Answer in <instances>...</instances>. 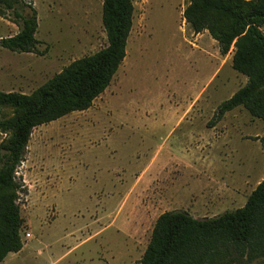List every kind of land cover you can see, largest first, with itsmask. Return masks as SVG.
<instances>
[{
    "label": "rangeland",
    "instance_id": "rangeland-1",
    "mask_svg": "<svg viewBox=\"0 0 264 264\" xmlns=\"http://www.w3.org/2000/svg\"><path fill=\"white\" fill-rule=\"evenodd\" d=\"M187 3L132 0L126 55L109 86L87 110L32 131L15 176L25 189L17 200L22 247L1 264H139L156 218L165 207L187 212L190 191L204 181L167 161V148L187 147L183 154H194L192 139L208 146L203 159L193 155L186 162L211 165L212 179L238 186V196L219 215L241 208L264 179L262 121L239 107L209 126L217 106L246 77L231 68L233 49L221 56L206 31L192 32L182 18ZM101 5L33 0L35 39L46 52L0 48V91L28 95L73 61L104 48ZM9 17H0V38L19 30ZM12 112L1 108L0 118ZM4 137L0 133V141ZM155 157L149 171L156 176L154 196L144 187L146 192L136 188L132 194L134 178ZM165 179L181 186L183 202L165 205Z\"/></svg>",
    "mask_w": 264,
    "mask_h": 264
},
{
    "label": "trees",
    "instance_id": "trees-1",
    "mask_svg": "<svg viewBox=\"0 0 264 264\" xmlns=\"http://www.w3.org/2000/svg\"><path fill=\"white\" fill-rule=\"evenodd\" d=\"M33 0H0V17L19 30L0 38V48L14 53L44 55L35 39ZM132 0H102L101 24L106 46L73 61L30 94L0 91V263L18 252L21 217L17 179L32 131L72 112L87 110L109 86L126 55L132 26ZM182 18L194 34L207 32L221 56L233 49L231 68L245 84L221 102L210 121L242 107L264 123V0H188ZM264 147V136L258 139ZM264 263V179L236 210L213 218L195 219L185 211L160 214L139 264H260Z\"/></svg>",
    "mask_w": 264,
    "mask_h": 264
},
{
    "label": "crops",
    "instance_id": "crops-1",
    "mask_svg": "<svg viewBox=\"0 0 264 264\" xmlns=\"http://www.w3.org/2000/svg\"><path fill=\"white\" fill-rule=\"evenodd\" d=\"M182 119V118H181ZM179 119V120H181ZM170 134V131L165 137H168ZM191 144L189 146H194V149L192 152H195L194 154H183V152H189V150L186 148H181L178 151L173 148H167L166 150V157L167 161L172 164L173 162H178L179 167L183 170H189L191 171L192 178L198 176L199 178H204V181L199 182L197 185H199L198 190H196V193L193 191L191 192L192 196V202L189 205L188 208H186L187 213L192 216L195 219H202V218H211L219 215L220 211H223L222 209L226 205V202H231L234 196H238V186L231 182L228 184L227 182H224L222 178H215L212 179L213 176H210L214 170L216 169L211 165H206V163L203 165L201 164H192L187 163L186 161L189 160V158L193 155H199L203 159V148L205 146H208L207 143L201 144L199 140L192 139ZM204 146V147H203ZM161 146H159L157 149H160ZM191 152V153H192ZM156 154V152H155ZM159 154V153H158ZM189 157V158H188ZM156 160L155 158H152V161L150 164L146 166L142 172L136 176L133 180V184L131 186V193L133 194V191H135L136 188H139V192L142 194L143 192H146V190H150V193L147 194L148 196H154V186L152 178H155L156 176H152V174L149 172L152 168H154V162ZM157 169L165 170L163 166L158 168V165L156 167ZM195 168V169H194ZM177 172V171H175ZM201 176V177H200ZM187 184V183H186ZM186 186V185H184ZM182 186V187H184ZM147 188L146 190H143L142 188ZM181 186H174V183L168 182L165 179V205L169 204L168 202L173 201L172 203H179L183 202L182 196H179L182 192H178V189ZM160 188V187H158ZM135 195V194H134ZM199 198V199H198ZM170 211L168 207H165V212ZM8 256V255H7ZM1 264V263H0Z\"/></svg>",
    "mask_w": 264,
    "mask_h": 264
},
{
    "label": "built area",
    "instance_id": "built-area-1",
    "mask_svg": "<svg viewBox=\"0 0 264 264\" xmlns=\"http://www.w3.org/2000/svg\"><path fill=\"white\" fill-rule=\"evenodd\" d=\"M26 237H29V234H26Z\"/></svg>",
    "mask_w": 264,
    "mask_h": 264
}]
</instances>
